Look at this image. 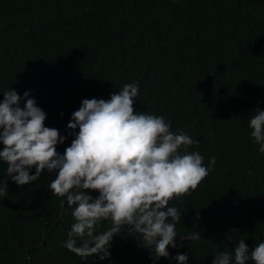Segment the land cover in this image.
<instances>
[{"label":"trees","instance_id":"trees-1","mask_svg":"<svg viewBox=\"0 0 264 264\" xmlns=\"http://www.w3.org/2000/svg\"><path fill=\"white\" fill-rule=\"evenodd\" d=\"M128 83L139 87L137 112L188 134L197 142L188 151L205 166L215 157L190 195L169 201L181 214L177 247L156 259L125 232L108 259L83 261L62 247L75 221L48 189L56 173L18 186L0 161V264H177L178 254L212 264L239 239L250 251L264 241V153L249 128L253 110L264 111V0H0V101L10 88L29 91L45 126L67 137L59 153L74 138L67 124L81 101ZM195 232L198 241L179 236Z\"/></svg>","mask_w":264,"mask_h":264},{"label":"clouds","instance_id":"clouds-1","mask_svg":"<svg viewBox=\"0 0 264 264\" xmlns=\"http://www.w3.org/2000/svg\"><path fill=\"white\" fill-rule=\"evenodd\" d=\"M138 93V84L128 83L108 99H83L67 124L74 138L63 154L56 146L67 137L45 126L47 114L29 91L21 97L10 88L0 101V161L7 164V174L18 186L37 181L45 170L56 173L48 189L73 208L75 221L62 247L83 261L93 255L108 259L113 237L125 232L139 236L138 242L156 259L169 257L168 247H177L176 223L181 219L169 201L190 195L215 164V157L205 166L199 152H189L188 147L197 142L182 131L172 132L163 116L137 112ZM252 113L251 138L264 153V111L257 107ZM33 167L35 174H30ZM0 195H7V182ZM103 221H110L111 227L98 232ZM179 236L190 242L201 238L199 232ZM173 259L187 264L188 255ZM233 260L264 264V241L250 251L239 239L231 253L219 252L212 264Z\"/></svg>","mask_w":264,"mask_h":264}]
</instances>
